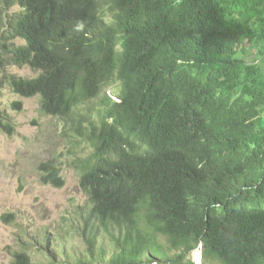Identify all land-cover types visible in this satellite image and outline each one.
Masks as SVG:
<instances>
[{"label":"trees","instance_id":"obj_1","mask_svg":"<svg viewBox=\"0 0 264 264\" xmlns=\"http://www.w3.org/2000/svg\"><path fill=\"white\" fill-rule=\"evenodd\" d=\"M3 19L0 87L39 96L93 151L76 162L88 258L59 264H194L199 245L202 264H264V0H0ZM38 170L65 186L56 161ZM26 246L10 264H56L48 242Z\"/></svg>","mask_w":264,"mask_h":264},{"label":"rangeland","instance_id":"obj_2","mask_svg":"<svg viewBox=\"0 0 264 264\" xmlns=\"http://www.w3.org/2000/svg\"><path fill=\"white\" fill-rule=\"evenodd\" d=\"M2 8L9 9L8 6ZM17 11V8H13L9 13ZM6 20H0V32ZM16 44L23 43L17 41ZM6 74L23 79L38 75L29 67L16 66L7 67ZM105 90L107 94L117 93L119 84L115 82ZM18 102L21 103L20 110L13 108V104ZM98 106V98L83 105L78 113L84 114L76 115V121L81 117H92ZM1 111L7 112L10 117L13 132H0V264H10L13 254L27 247L26 244L32 247V241L41 242L43 246L48 242L56 264L87 259L86 246L77 230L85 223L91 205L79 186L76 162L92 157L91 147L74 133L71 124L44 115L39 96L20 97L4 84L0 87ZM50 160L56 161L62 170L65 180L62 189L45 186L40 181L38 167ZM94 163H97V159ZM100 238L104 241L105 249L110 251L106 234L102 232ZM34 246L33 253L37 260H52V254L43 251L38 244ZM38 250L42 252L41 255H37ZM29 251L32 252V248ZM198 255L199 261L196 260ZM191 260L195 264H202L199 249L191 255Z\"/></svg>","mask_w":264,"mask_h":264},{"label":"bare ground","instance_id":"obj_3","mask_svg":"<svg viewBox=\"0 0 264 264\" xmlns=\"http://www.w3.org/2000/svg\"><path fill=\"white\" fill-rule=\"evenodd\" d=\"M198 249L201 251V260H202V245H199L198 248H197L196 250H198ZM196 250H195V251H196ZM193 253H194V252H193ZM193 253H192V254H193ZM192 254H191V255H192ZM196 260H197V261L200 260L199 255L197 256ZM192 262H193V261H192ZM193 263H194V262H193ZM202 263H203V260H202ZM194 264H195V263H194Z\"/></svg>","mask_w":264,"mask_h":264},{"label":"clouds","instance_id":"obj_4","mask_svg":"<svg viewBox=\"0 0 264 264\" xmlns=\"http://www.w3.org/2000/svg\"><path fill=\"white\" fill-rule=\"evenodd\" d=\"M130 164H133V163L130 162Z\"/></svg>","mask_w":264,"mask_h":264}]
</instances>
